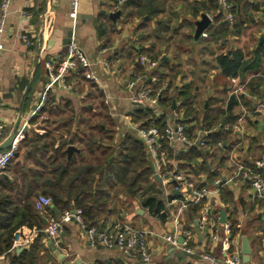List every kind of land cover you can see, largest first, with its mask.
<instances>
[{"label":"crops","instance_id":"1","mask_svg":"<svg viewBox=\"0 0 264 264\" xmlns=\"http://www.w3.org/2000/svg\"><path fill=\"white\" fill-rule=\"evenodd\" d=\"M162 1L165 13L172 7V12L176 14L172 24H180V29L175 34L163 33L160 43L148 33L154 21L148 23L146 33L138 29V19L123 23L118 20L119 15L112 21L108 15L119 11L113 8L109 11L106 0H79L75 21L69 18L70 0L11 1L5 31L0 37V122L5 125V141L18 131H23L24 137L30 132L39 137L54 135L63 138L65 150L68 146L76 149L71 155L67 154L68 158L77 154L86 155L84 146L72 143L68 133L44 123L48 114L38 117V111L31 116L48 84L44 63L56 62L66 54L65 42L70 33V40L79 45L91 62L90 72L97 77V81L84 78L76 89L70 91L54 85L48 93L52 100L51 108L68 106L76 120L88 118L87 112H83L87 108L92 119L107 116L113 123L110 129L112 138L106 139V145L102 146L111 148L113 154L126 153V147L132 149L131 142H136L150 171V182H154L161 191L166 215L164 218L152 216L142 206L139 193L110 188L107 207H100L91 222L100 229L122 224L145 231L149 262L126 259L116 249L91 248L75 223H69L60 234L57 248L53 243L49 245L45 235L38 237L35 228L22 227L13 236L10 256L0 254V264H8L11 256H18L32 245L39 246V264H213L204 256L216 260L220 258L226 237L224 224L232 226L234 235L231 237L230 227V249L239 252L241 262V238L244 236L248 240L251 254L249 261L242 264H264V199L255 198L248 182L242 179L243 171L264 178V167L256 166V162L264 157V107L259 113L246 115L240 131L232 128L241 114L240 106L250 108V104L236 97L234 91L243 86L251 94H264V51L260 53L257 69L247 70L236 77L224 74L217 64V57L235 50L249 60L258 44L264 42V0H246L249 9L253 6L259 8L254 12L253 20L245 25L240 35L216 41L208 32L210 28L216 30L219 25L211 14H199L190 20L189 14H184L185 1ZM201 15L211 18L203 31L207 33L206 38L196 36V23ZM189 20L191 27L187 26ZM100 23H104L107 30L101 36L97 29ZM20 34H26L30 39L29 47L20 41ZM153 42L156 43L155 49L147 56H154L153 59L158 62V70L151 73L157 81L149 85L154 90L160 89L162 83L159 78H162L176 91L187 90L191 100L188 111L180 98L172 101L175 106L172 105L168 111L160 108L158 103L164 111L159 116L155 115L156 108H140L129 102L125 83L133 71L143 74L141 66L136 64V55L140 47L148 51ZM104 46H109L107 54L101 53ZM129 46L132 51L128 50ZM103 59L110 64L108 70L99 62ZM232 79L235 82H231ZM231 100L233 104L230 107ZM173 109L179 112L185 133L191 141H197L201 129L208 131L207 148L194 145L184 149L179 143L161 141L168 166L184 175L195 187H205L209 191L208 196L198 204L189 203L186 199V207L182 206L183 193L175 194L171 186L162 184L159 187L154 181L152 162L137 133L149 116L155 120L164 118L166 125L167 115ZM65 111L64 116L68 114L67 109ZM35 118L36 121L31 123L30 120ZM49 119L51 121L53 117ZM60 140L55 139V148ZM13 170L7 169L1 178L19 183ZM217 180L221 183L216 187L214 183ZM172 200L176 202L171 203ZM18 201L20 205L24 202ZM94 203L97 201L94 200ZM221 212L225 215L224 224L219 222ZM175 214L179 215L177 220ZM204 214L208 219L214 218V225L209 223L210 220L203 222ZM42 224L45 226L43 219ZM185 230L192 234L188 245L190 253L164 239V236L175 235L179 240ZM51 246L57 254L51 251Z\"/></svg>","mask_w":264,"mask_h":264},{"label":"trees","instance_id":"2","mask_svg":"<svg viewBox=\"0 0 264 264\" xmlns=\"http://www.w3.org/2000/svg\"><path fill=\"white\" fill-rule=\"evenodd\" d=\"M183 1H185L184 14H189L190 20L195 19L199 14H211L214 21L219 24L216 30H212V28L208 30L210 37L212 36L215 41L240 35L245 25L253 20L254 12L259 9L257 6L249 9L246 0H226L227 5L230 6L229 11L233 20L223 23L225 13L220 0ZM106 3L110 7L109 11H112V8L116 6V1L113 0H106ZM118 10L120 12L119 21L131 23L134 19H138V29L144 30L145 33L148 23L154 21L153 28L147 32L157 43L162 41L163 33L164 35L168 32L175 34L180 29V24H172L176 15L172 12V7L168 13H165L166 8L162 0H123ZM190 20L187 23L188 27L192 26ZM103 24L100 23L97 27L100 36L107 31ZM155 46L156 43L153 42L148 51L140 47L136 57L147 54L150 56ZM129 49L132 51L131 46L128 47ZM263 51L264 42L258 44L249 60L244 59L241 52L235 50L217 57V64L224 74L236 77L247 70L257 69L260 65V53ZM84 73V70L79 73V83L76 88L80 85V81L84 80L82 76ZM161 79L159 78V81L163 84L164 81ZM167 84V88L158 100L160 108L168 111L172 106V101L180 98L188 111L191 104L189 92L185 89L176 91L170 83ZM232 104L231 100L230 107ZM51 105V97L47 94L38 117L48 114V117H44V123L48 127L53 126L60 132L68 133L72 138V143L84 146L86 155L77 154L68 158L62 137L48 134L39 137L33 132L24 137L7 168L15 169L13 174L18 176L16 181L19 183H13L4 177L1 178L2 175L0 176V254H5L6 257L10 256L9 250L12 246L13 236L22 227L43 229L42 218L34 206L39 193L51 199V207L55 208L58 214L66 210L80 209L85 223L96 228L97 225L91 220L95 218L100 207H107L110 199L109 190L114 187L131 194L139 193L142 206L152 216L165 217L164 200L160 198L161 191L154 182H150V171L145 163L141 148L136 145V142H131L132 149H129L127 145L126 153L113 154L111 148L102 146V144L106 145L104 142L106 139L112 138L110 129L113 127V123L107 116L103 119H92L89 114L90 109L87 108L83 112H87L88 118L82 117L76 120L73 110L68 106L66 108H64L65 106H56L55 109H52ZM65 109L68 114L64 116ZM49 115L53 117L51 121ZM148 118L145 126L153 125L163 131L164 118L159 120H155L153 116ZM138 119H140L139 114ZM34 121L36 118L30 120L31 123ZM73 127L75 130H72ZM56 138L61 140L55 148ZM22 149H25L23 155L26 162L19 165ZM171 198H178V196H171ZM18 200H23V204L20 205ZM94 200L97 201L96 204ZM47 213L50 216H55L51 208L47 209ZM230 227L231 237H233L234 231H232V226ZM40 235L42 234H39L38 237ZM38 247L32 245L18 256H11L8 264H39Z\"/></svg>","mask_w":264,"mask_h":264},{"label":"built area","instance_id":"3","mask_svg":"<svg viewBox=\"0 0 264 264\" xmlns=\"http://www.w3.org/2000/svg\"><path fill=\"white\" fill-rule=\"evenodd\" d=\"M11 1L12 0H0V37L5 31ZM78 1L79 0H70L69 18L72 21H75L77 18ZM113 1H116V6L113 10L119 11L118 9L123 3V0ZM220 2L222 4L223 12L225 13V20L227 22H232V15L229 11L230 6L227 5L226 0H220ZM209 20L211 22V18H209ZM200 37L206 38L207 33L202 32ZM19 39L26 47L31 45V41L26 34H20ZM1 49L2 45L0 44V50ZM108 51L107 48L101 49L102 54H107ZM99 62L106 70L109 69L110 64L108 61L103 59ZM136 64L141 66L143 74L141 75L133 71L131 77L126 81L125 85L128 92L129 102L140 108H156L157 112L155 115H162L164 111L158 107V100L168 84L163 83L158 90H154V88L149 85V83L153 84L157 81L156 77L152 76L151 73L158 70V62L147 55H140L136 58ZM44 66L47 70L48 84L40 97L39 105L33 111L31 116L35 115L43 107L47 94L54 85L60 87L64 91L75 89L79 83V73L83 70L85 71L82 75L83 78L91 82L97 81V77L90 72L91 62L79 45L73 40H70L66 45V54L61 60L56 62L46 61ZM231 82L235 81L232 79ZM234 94L236 97H240L241 100L250 104L249 109L244 105L240 106L241 114L237 118V123L232 126L234 130L240 131L241 123L246 115L261 112L260 110L264 107V94H251L247 92L243 86L237 88L234 91ZM167 116H169V119L163 131H160L153 125H142L137 130L138 136L145 147L148 158L152 162V167L155 171L154 173L160 177L162 184L171 186L172 191L175 194L183 193V195H185L184 201L182 202L183 207L187 206L188 201H185L186 199H189V203L198 204L208 196V189L205 187H195L188 182V179H186L184 175L179 174L176 170L168 166L167 155L166 152L162 150L161 141L166 140L168 142L179 143L184 149L194 145L200 148H207L208 131L201 129L197 141L193 142L185 133V126L180 120L179 112L176 109H173ZM225 128L226 127H223V129ZM4 132L5 125L0 122V146L5 142ZM23 139V131H18L15 133L10 147L5 150H0V176L6 171L15 157L19 144ZM218 146H220V144H218ZM237 166L240 170H243L242 166ZM256 166L264 167V157L256 162ZM242 179L248 182L250 190L255 198L264 199V178L260 175L243 171ZM220 183V180H217L214 185L217 187ZM175 202V200L171 201V203ZM51 205L52 202L50 198L45 196L37 197L34 204L35 210L40 217L46 221V223L43 229L34 231L37 234L45 235L49 241L54 244V247L57 248L60 244V234L64 226L69 223H75L85 236L88 245L91 248L102 247L106 249H116L126 259H137L142 263L149 262L150 255L146 246L145 231L135 230L128 225L122 224H115L108 229H98L93 226H88L83 219L82 211L80 209L66 210L55 216H46L48 214L47 209H52ZM178 216V214H175L174 218L177 220ZM202 220L203 222H208L210 220L209 223H211V225H214L215 223L214 218L208 219L206 214H204ZM223 231L226 234V237L224 238L220 258L216 260L212 257H204L213 264H242L239 252L230 249V226L224 224ZM180 237L182 238L181 243H179L178 238L175 235L164 236V239L173 246L182 249L184 252L190 253L188 245L189 241L192 239L191 232L185 230Z\"/></svg>","mask_w":264,"mask_h":264},{"label":"water","instance_id":"4","mask_svg":"<svg viewBox=\"0 0 264 264\" xmlns=\"http://www.w3.org/2000/svg\"><path fill=\"white\" fill-rule=\"evenodd\" d=\"M120 15V12H115V13H111L108 15V17L112 20V21H115ZM210 24V20L209 18L206 16V15H201V19L200 21H198L196 23V36H200V34L204 31V29ZM70 39H71V35L70 33L67 35V40L65 42V44H68L70 42ZM173 107L175 106V103L173 102L172 103ZM14 138V133L10 135V137L7 139V141H5L1 146H0V150H5L7 148L10 147L11 145V142ZM76 151V149L72 146H68L67 149H66V152L68 155H71L72 152ZM151 171H153V179L154 181L158 184L159 187H162V182L160 180V177L158 175H156L154 172V168L151 167ZM52 212L57 215L58 212L56 211L55 208H52ZM219 222L221 224H224L226 221H225V215H224V212H221V215H220V220ZM43 223L45 224L46 221L43 219ZM179 243L182 242V238H180L179 240ZM49 245H51L50 241L48 242ZM51 251H53V253L57 254V252L55 251L54 247L51 246ZM240 253L242 255V262L243 263H247L249 261V256L251 254V249H250V246H249V243H248V240L246 237H242L241 238V247H240Z\"/></svg>","mask_w":264,"mask_h":264},{"label":"rangeland","instance_id":"5","mask_svg":"<svg viewBox=\"0 0 264 264\" xmlns=\"http://www.w3.org/2000/svg\"><path fill=\"white\" fill-rule=\"evenodd\" d=\"M24 150H25V149H22V151H21L20 160H19V165L22 164V163H24V162H26V161H24V160H26V159H24V155H23V151H24ZM13 165H14V163H13ZM13 165H12V166H13ZM12 166H11V167H12ZM14 170H15V169H14ZM6 172H7V171H6ZM38 196H45V195H42V194L39 193Z\"/></svg>","mask_w":264,"mask_h":264}]
</instances>
